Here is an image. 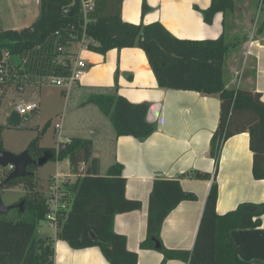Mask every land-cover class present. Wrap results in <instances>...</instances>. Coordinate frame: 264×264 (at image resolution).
Instances as JSON below:
<instances>
[{
  "label": "trees",
  "instance_id": "obj_1",
  "mask_svg": "<svg viewBox=\"0 0 264 264\" xmlns=\"http://www.w3.org/2000/svg\"><path fill=\"white\" fill-rule=\"evenodd\" d=\"M238 1L241 0H212L211 7L203 14L205 22L211 24L218 13L226 17L228 12L234 11ZM258 1L264 4V0ZM122 6L123 0H98L85 23L80 0H40V14L32 25L20 31L0 32V50L20 56L24 63V55L29 51L46 49L50 52L46 63L57 74L65 75L69 73L71 61L66 59L65 65H61L57 60L64 56V49L73 39L81 40L85 36L87 50L101 55L114 49L138 47L145 52L160 88L219 97L220 122L210 149V156L216 161V171L213 177L209 173L195 174V179L209 181L213 178V183L194 249L191 252L171 251L161 243V229L169 214L182 202L197 200L195 194L183 190L180 181L169 179H156L153 183L148 236L141 248L154 249L153 240L159 241L160 251L164 254L162 264L183 259L188 260L189 264H264L260 261H242L231 238L233 230L261 226L264 206L259 207L257 212H250L249 206L241 205L223 216L216 211L220 157L223 146L230 138L246 132L250 134V149L254 154L253 176L257 181L264 180L262 94L238 88L228 89L224 83L227 54L246 39L229 43L226 34L216 40L178 39L160 23L145 26L123 21ZM146 8L144 6V13ZM263 32L264 27L259 34ZM42 58L45 60V56ZM38 72L28 82L37 79V75H44ZM25 83H18V87L20 84L26 86ZM10 88L11 84L4 88L0 107ZM84 104L97 106L110 119L118 137L130 136L143 142L157 130L147 120L150 107L146 103L133 104L121 96L93 95ZM2 132L3 127L0 126V139ZM28 152L36 161L46 152L53 154V160H68L71 174L77 176L75 182L63 184L67 197L73 195V200L72 209L62 214L58 239L73 250L99 248L110 264H138V254L128 250L127 238L115 231L117 215L142 209L140 201L127 198L123 166L114 165L106 176H101L100 161L93 157V141L90 139L72 138L59 143L58 148L53 150L31 146ZM37 167L33 165L28 170L34 173ZM3 171L4 177H1L0 183L10 174L7 169ZM22 185L26 194L11 208L19 209L18 205L24 202L23 211L19 209L20 215L17 218L9 217L11 210L7 214H0V264H53V250L49 245L45 247V241L38 243L36 237L39 223L47 221L49 209L46 193L37 190L38 183L34 176L10 181L3 190ZM254 218L257 219L254 221Z\"/></svg>",
  "mask_w": 264,
  "mask_h": 264
},
{
  "label": "crops",
  "instance_id": "obj_2",
  "mask_svg": "<svg viewBox=\"0 0 264 264\" xmlns=\"http://www.w3.org/2000/svg\"><path fill=\"white\" fill-rule=\"evenodd\" d=\"M38 4L40 6V1ZM211 4L212 0H123L122 19L135 25L160 23L178 39L216 40L227 35L226 17L218 13L211 24L206 23L203 14ZM144 6L147 7L145 13ZM73 43L80 45L75 47ZM69 44L60 59H68L71 64L80 59L88 65L81 83L71 91L58 87L65 89V111L74 113L72 120L77 134L69 139L93 141V157L100 161L101 176H106L114 165H122L127 198L142 203L141 210L116 216V233L127 238V248L138 254V264H162L164 254L160 250L141 248L148 236L149 201L156 179L178 180L183 190L195 194L197 200L184 201L169 214L160 239L167 250L191 252L213 183V178L197 180L195 174L209 173L213 177L216 171L210 149L220 122L219 97L160 88L145 52L138 47L114 49L101 55L82 48L77 38ZM244 45V59L241 61L233 54L229 61L226 87L260 93L264 101V34ZM46 62L45 57L38 63V73L44 75H37V79L31 81L33 86L43 84L40 77L67 75L57 74ZM11 90L13 86L7 94ZM93 95L121 96L133 104H148L147 120L156 126V132L143 142L130 136L118 137L110 119L97 106L84 104ZM58 130L61 133V129ZM253 159L248 132L230 138L223 146L217 176L218 215H226L241 205L255 207L256 212L264 206V180L254 179ZM67 176L68 182L76 181L77 176ZM57 232L37 237L38 243L45 241V247L49 245L53 250V264H110L99 248L73 250L58 239ZM231 238L242 261L264 263V215L261 226L233 230ZM167 264L189 263L183 259L170 260Z\"/></svg>",
  "mask_w": 264,
  "mask_h": 264
},
{
  "label": "rangeland",
  "instance_id": "obj_3",
  "mask_svg": "<svg viewBox=\"0 0 264 264\" xmlns=\"http://www.w3.org/2000/svg\"><path fill=\"white\" fill-rule=\"evenodd\" d=\"M39 14L40 6L37 0H0V32L6 30L20 31L32 25ZM225 25L229 43L234 42L236 39H246L245 42L232 48L225 59L224 83L228 84V65L233 57L232 55H237L242 61L245 54L244 43L249 42L251 38L258 39L260 35L264 34V32L259 34L260 29L264 27V4L258 0L238 1L234 11L226 14ZM79 45V43L72 44L75 47ZM49 47L50 43L47 44V49ZM49 54L48 50L43 49L42 51L41 48L29 51L24 55L23 66L13 71V74H18V77L21 78L19 81L28 82V79L33 78L38 72V63L42 56H45L48 60ZM245 66L246 64L243 68ZM238 80L237 78L235 82ZM12 85L13 90L7 94L0 108V126L3 127L0 139V148L2 150L14 154H21L31 146H35L37 149L53 150L58 148L59 143L65 142L72 136H76L77 131L74 128L76 123L72 120L74 113H67L65 111V89L52 86L48 82L38 86H33L30 82L29 84L25 83L27 88L24 95L18 96L19 94L17 95L14 89L16 84ZM30 101L38 104V112L34 116H31L30 120L22 122L21 126L12 125L9 122V117L14 110L15 103ZM65 112L67 113L66 116L64 115ZM58 126L61 128V133L57 128ZM3 170L1 167L0 177L2 178L4 177ZM57 172L66 175L71 174L69 161L51 160L43 166H38L34 172V180L38 183L37 190L47 194L53 177ZM74 180L72 179V181ZM25 194L23 185L16 188L4 189L2 200L7 207H11L14 202H19L20 197H24ZM72 200L73 195H69L67 202L70 203V209H72ZM20 213L19 209H13L9 217L17 218ZM54 231L46 221H43L37 227L36 237L45 234L52 236Z\"/></svg>",
  "mask_w": 264,
  "mask_h": 264
},
{
  "label": "built area",
  "instance_id": "obj_4",
  "mask_svg": "<svg viewBox=\"0 0 264 264\" xmlns=\"http://www.w3.org/2000/svg\"><path fill=\"white\" fill-rule=\"evenodd\" d=\"M39 1L40 0H37V3H39ZM97 1L98 0H80L81 13L85 19V23L88 22V13L92 12L95 9ZM80 43L82 45V48L87 49L85 36L82 37ZM12 56L13 55H11V53L7 50H0V96L2 95L4 88L8 87L9 84H16L15 89L17 90L19 95H23L26 91V86L20 84V86L18 87V83L25 82L19 81L21 78L18 77V74H13V71H15L17 68H15L11 62ZM57 62L61 65H65V62L62 59L57 60ZM87 69V63L83 60L78 59L75 60L74 63H72V66L69 69V73L65 77H40V81H42L43 83L48 82L55 87H64L67 91H71L73 87L81 83ZM38 109L39 107L36 102H20L15 103L13 112H17L21 116L22 121H26L28 116L36 112ZM57 128L61 129L59 128V126ZM8 169L9 172L13 171L12 166H10ZM67 178L69 177L66 174L57 173L53 177V182L50 186L49 192L46 194L49 209V212L47 214V222L55 230H58L59 228L62 214L69 210L67 195L63 190V184L65 183V181L68 182L66 180Z\"/></svg>",
  "mask_w": 264,
  "mask_h": 264
},
{
  "label": "water",
  "instance_id": "obj_5",
  "mask_svg": "<svg viewBox=\"0 0 264 264\" xmlns=\"http://www.w3.org/2000/svg\"><path fill=\"white\" fill-rule=\"evenodd\" d=\"M11 62L15 68H20L23 66V60L20 56H12ZM9 122L14 126H21L22 119L21 116L17 112H12L9 117ZM54 156L51 152H46L43 157L39 160H34L29 154L28 150L21 154H14L0 148V167L3 169H8L12 166L13 171L9 174V176L5 179L4 182L0 183V214H7L12 207H7L2 200L3 188L10 182L15 179H25L28 177L34 176V173L30 172L28 169L30 166L38 165L43 166L49 161L53 160ZM24 202H21L18 205V208L23 211ZM250 212H256L255 207H248ZM93 238L96 240V236L92 234ZM155 249H161V243L157 240H153Z\"/></svg>",
  "mask_w": 264,
  "mask_h": 264
}]
</instances>
